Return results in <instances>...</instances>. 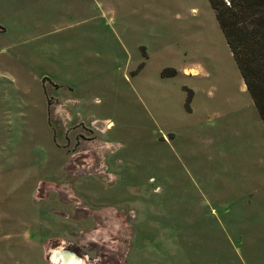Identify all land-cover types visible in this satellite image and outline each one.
I'll return each mask as SVG.
<instances>
[{"label":"rangeland","instance_id":"rangeland-1","mask_svg":"<svg viewBox=\"0 0 264 264\" xmlns=\"http://www.w3.org/2000/svg\"><path fill=\"white\" fill-rule=\"evenodd\" d=\"M27 4L52 62L0 75V264H264V122L210 1L0 0V48Z\"/></svg>","mask_w":264,"mask_h":264},{"label":"trees","instance_id":"trees-1","mask_svg":"<svg viewBox=\"0 0 264 264\" xmlns=\"http://www.w3.org/2000/svg\"><path fill=\"white\" fill-rule=\"evenodd\" d=\"M264 122V0H209Z\"/></svg>","mask_w":264,"mask_h":264},{"label":"crops","instance_id":"crops-1","mask_svg":"<svg viewBox=\"0 0 264 264\" xmlns=\"http://www.w3.org/2000/svg\"><path fill=\"white\" fill-rule=\"evenodd\" d=\"M30 7L31 5L27 4L24 10L19 11L16 16L19 18L17 27L10 35H4L9 36V41H6L5 46L0 48V75L4 74L11 78L15 76V73L16 75L24 73V68L21 66L26 62H52V48L50 42L46 41V37L51 32L47 26L48 22L45 21L43 12H31L28 9ZM23 43V48L19 49V45ZM48 107L51 108L50 101ZM61 109L60 104L55 107L56 112Z\"/></svg>","mask_w":264,"mask_h":264},{"label":"flooded vegetation","instance_id":"flooded-vegetation-1","mask_svg":"<svg viewBox=\"0 0 264 264\" xmlns=\"http://www.w3.org/2000/svg\"><path fill=\"white\" fill-rule=\"evenodd\" d=\"M90 214V213H89ZM64 250V248H57V249H54V250H52L53 251V253H52V257L54 258V259H56V257L60 254V258L58 259V263L59 264H63V261H64V254H66V256H70V258H71V260H73V261H78L77 263L75 262V264H82V262H84V264L86 263V259H83L82 257H81V255L78 253V252H76V251H72V250H67V251H70V252H73V253H75L76 255H77V258H74L73 256H71L70 254H67L66 253V251H63ZM60 251H62V252H60ZM57 252V253H56ZM64 252V253H63ZM55 263V262H54ZM56 264V263H55Z\"/></svg>","mask_w":264,"mask_h":264},{"label":"bare ground","instance_id":"bare-ground-1","mask_svg":"<svg viewBox=\"0 0 264 264\" xmlns=\"http://www.w3.org/2000/svg\"><path fill=\"white\" fill-rule=\"evenodd\" d=\"M194 70H187L186 73L192 74ZM197 73V72H196ZM55 258V257H54ZM60 258V254L56 257V259L58 260ZM75 262L77 263L78 261H73L71 260L70 256H66V254H64V261L63 264H75Z\"/></svg>","mask_w":264,"mask_h":264},{"label":"water","instance_id":"water-1","mask_svg":"<svg viewBox=\"0 0 264 264\" xmlns=\"http://www.w3.org/2000/svg\"><path fill=\"white\" fill-rule=\"evenodd\" d=\"M63 251H66L67 254H70V255L73 256L74 258H77V255H76L75 253L70 252V251H67V250H63ZM52 260H53L56 264H58V260H57V259H54V258L52 257Z\"/></svg>","mask_w":264,"mask_h":264}]
</instances>
